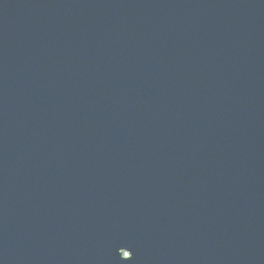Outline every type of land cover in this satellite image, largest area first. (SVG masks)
<instances>
[{"label":"water","instance_id":"obj_1","mask_svg":"<svg viewBox=\"0 0 264 264\" xmlns=\"http://www.w3.org/2000/svg\"><path fill=\"white\" fill-rule=\"evenodd\" d=\"M0 264H264V0H0Z\"/></svg>","mask_w":264,"mask_h":264}]
</instances>
